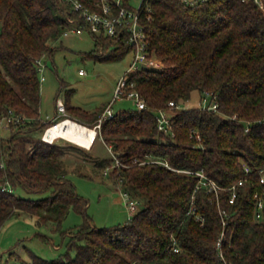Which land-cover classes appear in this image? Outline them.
Masks as SVG:
<instances>
[{
    "label": "trees",
    "instance_id": "obj_1",
    "mask_svg": "<svg viewBox=\"0 0 264 264\" xmlns=\"http://www.w3.org/2000/svg\"><path fill=\"white\" fill-rule=\"evenodd\" d=\"M129 1L124 3L132 7ZM139 12L147 47L164 67L128 76L145 107L120 109L102 120L95 140L101 136L120 161L103 158L97 167L112 166L115 183L142 206L124 222L97 227L87 214V201L66 177L63 146L41 138L47 126L65 116L43 121L39 113L38 60L51 55L50 42L73 25L83 30L89 25L68 0H0V119L11 118L7 127L0 126V228L20 213L58 230L70 210L83 216L69 230L73 256L66 251L46 259L32 253L23 264H222L216 244L223 231L221 249L228 261L264 264V183L259 181L264 166V9L253 0L192 6L146 0ZM89 34L94 48L85 55L100 61L120 59L131 50L125 29L115 35ZM195 91L198 105L186 107ZM205 92L216 96L217 110L200 105ZM64 105L68 117L91 128L103 111L90 112L68 99ZM160 109L171 114L167 132L158 129ZM200 169L220 187L217 196L196 187L199 177L186 172ZM241 178L245 183L229 202L231 187ZM19 188L40 197H23L16 193ZM256 194L263 199L259 219L254 216Z\"/></svg>",
    "mask_w": 264,
    "mask_h": 264
},
{
    "label": "rangeland",
    "instance_id": "obj_2",
    "mask_svg": "<svg viewBox=\"0 0 264 264\" xmlns=\"http://www.w3.org/2000/svg\"><path fill=\"white\" fill-rule=\"evenodd\" d=\"M137 3L138 0H133L134 6ZM50 44L54 51L51 55H44L41 58L44 66L42 72H39L40 80L41 76H44L40 86L41 120H50L56 116L57 98L63 102L68 99L70 105L79 106L90 112H101L113 102L118 80L131 62L130 52L120 59L109 61L87 56L85 53L94 48V39L86 30L82 33L70 30L67 34L52 40ZM79 69H83L85 74H79ZM198 97L199 92H193L185 106L198 105ZM131 108H134L133 101L125 97L115 98L112 103L114 112ZM4 124L5 122L0 126L4 127ZM1 132L6 134L7 130L1 128ZM68 140L57 139L64 148L66 177L75 185L77 193L87 201L86 211L92 223L97 227H110L124 222L133 213L125 204L126 197L123 193L127 191L115 183V177L110 176L112 166L101 169L96 165L103 158L109 159L112 156L110 147L101 136L96 140L94 137L87 148ZM16 193L23 197H40L39 194L22 188ZM132 198L140 201L138 198ZM141 206L138 204L137 208ZM82 221L81 214L70 210L58 230L50 223L39 225L34 216L22 213L13 215L0 228V264L29 262L32 253L46 259L56 258L66 251L73 256L74 249H68L69 230L74 231Z\"/></svg>",
    "mask_w": 264,
    "mask_h": 264
},
{
    "label": "built area",
    "instance_id": "obj_3",
    "mask_svg": "<svg viewBox=\"0 0 264 264\" xmlns=\"http://www.w3.org/2000/svg\"><path fill=\"white\" fill-rule=\"evenodd\" d=\"M68 1L71 2L73 8L77 10L80 13V16L83 17L88 23L89 26L88 29H86L88 33L95 32L101 34L103 32L108 35H115L119 29H125L128 32L129 34L128 39H129V43L131 44L130 53L132 54V59L127 70L118 80V83L115 88V98L125 97L133 101L134 107L136 109L138 110L143 109L145 107V100L140 95L139 91L134 87V83L127 81L128 76L139 70H143V69L159 70L164 67L162 60L157 56H155L154 54H152L147 47L148 45L147 34L141 22L140 12H139L143 3H145L146 0H138V3L135 6L133 4V0H130L129 4L130 6L132 5V7L125 5L124 0H68ZM178 1L186 5L192 6V5L204 3L207 0H178ZM243 1H247V0H243ZM253 1L259 6V8L264 9L263 0H253ZM69 21L73 22L71 18H69ZM70 30L76 33H82L84 31L81 27H77L73 25V27L66 30L63 34H67ZM43 66L44 65L42 63V59L38 60L39 72H42ZM79 74H85V71L83 69H79ZM43 79L44 76L42 75L41 80ZM113 102L108 104L100 114L98 121L94 127L95 130L100 127L102 120L111 118L114 115L115 112L112 109ZM168 104L170 106H176V108L179 107V104H176L174 101H169ZM200 105L203 108L213 111L218 109V102L216 100V96L210 94L209 92H205L201 96ZM55 107H56V116L52 120H55L60 116L67 115L65 105L62 99L60 98L56 99ZM65 118H70V117L66 116L64 118L58 119L51 125L47 126L43 130L41 134V138L47 142H53L58 138H61V137H56V138H52V140H47L45 138V134L52 125H56L57 122ZM9 121H11L10 117H3L0 119V124H3V122H5L4 126L7 127ZM156 122L158 125V129L160 131L163 132L169 131L172 125L171 114L167 110L160 109L156 114ZM192 133L195 134L196 137L198 136L196 132L192 131ZM96 134H97V130H96ZM112 156L114 157L115 164L117 165L120 164V161L113 154ZM162 163L165 166L172 168L168 165L167 162H162ZM244 168L246 172L250 170V168L247 165H245ZM175 170L184 171L178 169ZM186 172L195 173L199 177V183L196 187L205 186L207 188V191L213 192L217 196L220 187L216 184L215 181L207 177L202 169L197 171H186ZM259 181L261 183H264V166L259 169ZM244 183L245 180L241 178L237 181L235 185L231 187L229 202L234 201L237 195L238 187L244 185ZM123 194L126 197L125 204L127 205V207L131 212H134L137 208L138 200L130 197V195L127 192H124ZM256 198L257 200H256L254 216L255 219H259L262 216L263 199L258 194H256ZM189 211L193 212L194 210L190 209ZM221 213H225V212L222 210ZM197 218L203 220V217L200 215H197ZM223 224H226V222L223 221ZM223 240H224V231L217 239L216 246L219 250L218 256L222 261V264H232L231 261H228L225 258V255L221 249ZM174 250H177V248L174 247Z\"/></svg>",
    "mask_w": 264,
    "mask_h": 264
},
{
    "label": "bare ground",
    "instance_id": "obj_4",
    "mask_svg": "<svg viewBox=\"0 0 264 264\" xmlns=\"http://www.w3.org/2000/svg\"><path fill=\"white\" fill-rule=\"evenodd\" d=\"M95 136L94 128L70 118H65L57 122L56 125H52L45 134L47 140H52V138L56 137L66 138L85 148L90 146Z\"/></svg>",
    "mask_w": 264,
    "mask_h": 264
},
{
    "label": "crops",
    "instance_id": "obj_5",
    "mask_svg": "<svg viewBox=\"0 0 264 264\" xmlns=\"http://www.w3.org/2000/svg\"><path fill=\"white\" fill-rule=\"evenodd\" d=\"M54 118V117H53ZM53 118H51V119H53ZM96 137V136H95Z\"/></svg>",
    "mask_w": 264,
    "mask_h": 264
},
{
    "label": "water",
    "instance_id": "obj_6",
    "mask_svg": "<svg viewBox=\"0 0 264 264\" xmlns=\"http://www.w3.org/2000/svg\"><path fill=\"white\" fill-rule=\"evenodd\" d=\"M95 132H96V130H95Z\"/></svg>",
    "mask_w": 264,
    "mask_h": 264
}]
</instances>
